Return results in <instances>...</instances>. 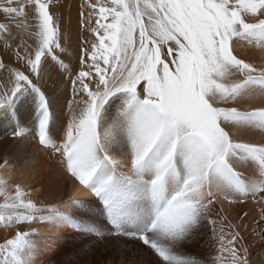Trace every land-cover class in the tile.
I'll return each instance as SVG.
<instances>
[{
	"label": "snow or ice",
	"instance_id": "obj_1",
	"mask_svg": "<svg viewBox=\"0 0 264 264\" xmlns=\"http://www.w3.org/2000/svg\"><path fill=\"white\" fill-rule=\"evenodd\" d=\"M63 8L0 0V264H254L264 0Z\"/></svg>",
	"mask_w": 264,
	"mask_h": 264
},
{
	"label": "bare ground",
	"instance_id": "obj_2",
	"mask_svg": "<svg viewBox=\"0 0 264 264\" xmlns=\"http://www.w3.org/2000/svg\"><path fill=\"white\" fill-rule=\"evenodd\" d=\"M79 12H80V10L63 9L64 24L68 28H70V30H71L72 40H73V45L74 46L78 43V37L80 36V32L78 30H76L75 28H72V25H74V23L70 22V19L73 17L74 18V22H77L76 15L79 16ZM259 57H260V55H259ZM260 59H261V57L259 58V60L256 59L257 62H260ZM18 107H19V105H18ZM30 110H31V102L29 103V105L25 109V115H28L29 112H30ZM0 131H2V129H0ZM2 150H4V145H3L2 142H0V151H2ZM7 151L9 153L14 154V157H15V156H18L19 155L21 149L18 148V147H16V146H14V145H9L7 147ZM17 166H18L17 165V160L14 158L12 160V163L10 164V166H9V168H8L7 171L8 172L16 171L17 170ZM0 178L7 179V176H6L5 171L0 170ZM246 203H247V205H244V206L241 205V206H239L238 209H237V211H239L242 208L243 209V212H246L248 207H250V210H252V211H253L254 207H258V208H261V209L263 208V204L260 203V200H258L256 202V204L253 203V201H252V203L251 202L250 203L246 202ZM256 211H258V210H256ZM246 213H248V212H246ZM252 214L251 215H248L247 218H246V220H245L246 234L248 235V241H247V243L249 245V250L252 253V258L254 260V264H264V247H261V245H263V244L261 242H259V241H261V236L260 235L257 236V238L259 240L258 241V240L255 239V235L253 234V233H255V231H253L254 229L259 232V230L261 228H263V226L256 227L255 225L249 224L250 220L252 221V217H253ZM241 215H243V213H241ZM257 220H259V219H257ZM11 231H13V230L12 229H5L3 227H0V242H2V239L5 236H7L8 233H10ZM61 235H68V232H66V231L65 232H62ZM60 246H61V244L57 246V252H58V250L61 249ZM53 255L56 256V253H53ZM48 257H50V256L44 257V259L47 260V259H49ZM68 258H70V257H68ZM68 260H70V259H68Z\"/></svg>",
	"mask_w": 264,
	"mask_h": 264
},
{
	"label": "rangeland",
	"instance_id": "obj_3",
	"mask_svg": "<svg viewBox=\"0 0 264 264\" xmlns=\"http://www.w3.org/2000/svg\"><path fill=\"white\" fill-rule=\"evenodd\" d=\"M82 3V0H64V8L63 9H71V10H80V4ZM76 18H77V22H74V18L72 17L71 19H70V22H72V23H74V25H72V28H75L76 30H78L79 31V16L78 15H76ZM259 54H255V59H257V60H259ZM258 200H260V198H257L256 200H252L251 198L247 201L248 203H252V201H253V203H255L256 204V202L258 201ZM255 201V202H254ZM244 205H247V203H245ZM244 205H242V206H244ZM255 209V210H254ZM254 209H253V211L252 210H250V207H248L247 208V211L246 212H248V215H251L252 213L254 214H252V221L250 220V222H249V224H251V225H255L256 227H259V226H263V228H264V224H257V222L262 218V213H264V204H263V208L261 209V208H258V207H254ZM256 210H258V211H256ZM252 211V212H251ZM251 212V213H250ZM256 212V213H255ZM247 215V216H248ZM257 215V216H256ZM260 215V216H259ZM257 219H259V220H257ZM256 221V222H255ZM259 232L258 231H256L255 230V233H253L254 235H255V239L256 240H258V238H257V236H259V234H258ZM68 234H70V233H68ZM259 241V240H258ZM259 242H261L263 245H264V239H262L261 238V241H259ZM61 249L64 247L63 246V244H61ZM60 250H58V252H59ZM57 252V253H58ZM56 253V254H57ZM55 255H50V257H48L49 259H51L52 257H54ZM68 257H70V258H68ZM73 258V252H72V249L71 248H69V249H67L66 250V252L62 255V256H60L59 257V259H61V260H64V261H67L68 259H72Z\"/></svg>",
	"mask_w": 264,
	"mask_h": 264
}]
</instances>
